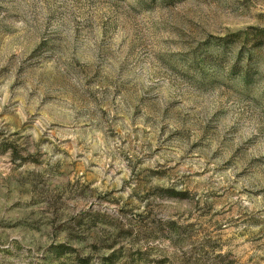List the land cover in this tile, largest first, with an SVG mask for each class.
Masks as SVG:
<instances>
[{
  "label": "rangeland",
  "instance_id": "rangeland-1",
  "mask_svg": "<svg viewBox=\"0 0 264 264\" xmlns=\"http://www.w3.org/2000/svg\"><path fill=\"white\" fill-rule=\"evenodd\" d=\"M0 264H264V0H0Z\"/></svg>",
  "mask_w": 264,
  "mask_h": 264
}]
</instances>
